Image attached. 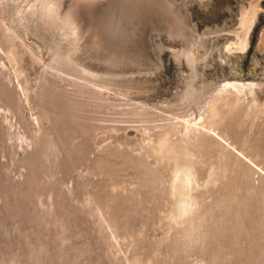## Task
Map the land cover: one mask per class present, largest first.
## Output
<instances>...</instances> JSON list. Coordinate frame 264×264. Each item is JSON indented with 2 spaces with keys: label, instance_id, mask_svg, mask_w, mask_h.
Here are the masks:
<instances>
[{
  "label": "rangeland",
  "instance_id": "obj_1",
  "mask_svg": "<svg viewBox=\"0 0 264 264\" xmlns=\"http://www.w3.org/2000/svg\"><path fill=\"white\" fill-rule=\"evenodd\" d=\"M82 1L48 14L0 0V264H264V59L242 68L235 52L228 72L225 25L210 33L189 16L171 43L154 12L125 43L148 64L130 50L113 61L126 37L101 56L83 45L92 11L113 2L118 19L119 2ZM181 45L201 49L194 65Z\"/></svg>",
  "mask_w": 264,
  "mask_h": 264
},
{
  "label": "bare ground",
  "instance_id": "obj_2",
  "mask_svg": "<svg viewBox=\"0 0 264 264\" xmlns=\"http://www.w3.org/2000/svg\"><path fill=\"white\" fill-rule=\"evenodd\" d=\"M40 1V3H41V5L44 7V9H45V11L46 12H48V14L50 13H52V12H54V10H55V12H56V8H58V6L60 5V3H61V1L62 0H39ZM74 1V0H73ZM77 2H76V4L78 3V0H76ZM80 1V0H79ZM84 1V3L85 4H89L90 2H92V1H96V0H83ZM82 1V2H83ZM100 1V0H99ZM109 1H111V0H109ZM116 1H118L119 2V6H120V8H119V10H118V19H114V18H112V12H113V5H111V4H113V2H108V4L107 5H105V6H103V7H105L104 9L102 8L100 11L97 9V10H93L92 12L94 13V15H95V17H93V18H95L94 20V23L95 22H97V24H98V21H99V25H96V24H94V25H92L91 24V22H90V24H89V30H90V34H91V36H90V34H89V37H88V39H87V41H86V43L83 45V49H85V51L87 50V52L88 51H94L95 53H99V54H97L98 56L100 55L101 56V54H103V52L101 51V50H105V49H102V46H103V44H104V41H106V40H108V39H113L115 36H117V35H121V36H123L124 38L126 37V39L125 40H123V42L122 43H120L119 45H115V43L113 42V46H118V48H116V50H122L121 52L122 53H119L118 51H117V53H114L113 55L111 54L112 53V51L110 52V54H107V55H110V56H112L111 58L113 59V61H114V59L116 60V58H120V57H122L123 56V53H124V51H126V50H130L127 46H126V44L125 43H130V40L131 41H133L134 39H135V37L138 35L137 33H135V31H136V26H135V24H136V22L137 21H140V20H142V18L143 17H145L146 15H150V14H153L154 12H156V13H158V14H161V15H164L166 18H168L169 19V26H168V29H167V33H168V35L170 36V38H169V40L171 41V43L173 42V41H175V43H177L176 41H179V39H183L181 36H182V29H181V27H182V24L186 21V20H188L189 19V16H190V18L192 17V18H194V20L196 21L195 22V24H196V26L198 27H200V28H204V29H207V30H217V29H220L221 28V26H226V31L229 33V34H227L225 31H222V32H225L226 33V35H227V37H226V39L224 40V41H222V40H220L219 39V41H217V43L219 44L220 43V41H221V45H216V46H218V48L219 47H221V50H218V51H222L223 50V48H224V53L222 52V53H220V56L223 58L224 57V59H226V61H227V63L228 64H226V65H228L227 66V68H226V70H229L228 72H230V71H232V66H231V63H230V61H231V58L233 59V56L236 54L235 52H237L238 53V51L241 53V54H238L237 56H239L238 57V59L240 58V61L238 60V62H240L239 64H240V66L243 68V67H245L246 65H249L248 63H251L252 61H250V60H252L253 58H254V56H255V59H256V56H261V59H264V58H262V56H264V0H208V3L205 5V6H203L202 7V4L204 3V1L205 0H192L191 2H189L190 0H116ZM207 2V1H206ZM72 3V2H71ZM74 3V2H73ZM72 3V4H73ZM96 3V2H95ZM98 4L97 5H99L100 3H101V1H100V3L99 2H97ZM103 3H105L104 1H103ZM102 3V4H103ZM83 4V3H82ZM101 4V5H102ZM71 5V4H70ZM69 5V6H70ZM75 5V4H74ZM93 5H95L96 6V4H93ZM101 5H99V6H101ZM104 5V4H103ZM68 6V7H69ZM77 7H79V6H77ZM83 7H84V4H83ZM102 7V6H101ZM80 8V7H79ZM78 8V10H80ZM90 8V7H89ZM91 8H98V6H96V7H91ZM91 8H90V10H91ZM72 9L74 10V12H76L77 11V8H76V10H75V7L73 8L72 7ZM89 10V9H88ZM68 11V10H67ZM71 11V10H70ZM69 11V12H70ZM97 11V13L95 14V12ZM92 13V14H93ZM100 13V14H99ZM67 14V13H66ZM82 14V13H81ZM91 14V12L89 13V15ZM92 14L89 16L90 18H91V16H92ZM71 16L73 15L72 14V12H71V14H70ZM76 15V13H74V16L73 17H76V19L78 18L77 17V15ZM83 15V14H82ZM65 17H66V15H65ZM67 17H69V18H67V19H69L68 20V22L67 23H70V24H73V22H75L73 19H71V17L69 16V13H68V16ZM72 17V18H73ZM152 17V16H151ZM163 17V16H162ZM164 18V17H163ZM162 18V19H163ZM72 21H71V20ZM121 19H124V20H126V21H128L129 20V22H130V24L127 26V25H124V24H122V21H121ZM153 19V18H152ZM135 20V21H134ZM151 20V19H150ZM191 21H192V19H190ZM67 21V20H66ZM76 21H78V20H76ZM83 21V20H82ZM145 21V20H144ZM143 21V22H144ZM154 22V21H153ZM166 22V21H165ZM212 25H211V24ZM69 24V25H70ZM75 24V23H74ZM73 24V25H74ZM78 24V23H77ZM76 24V25H77ZM190 24V23H189ZM192 26L191 27H193V26H195V24L192 22ZM208 24L209 25H211L212 27H209L208 26ZM101 25V26H100ZM151 25V27H152V23L150 24ZM154 25V24H153ZM81 26H82V24H81ZM98 26H100V27H98ZM143 26V25H142ZM148 26H149V24H148ZM190 26V25H189ZM225 26H224V28H225ZM74 28H75V26H73ZM72 27V28H73ZM78 26H76V28H77ZM150 27V29L152 30V28ZM196 27V28H197ZM73 28V29H74ZM75 28V29H76ZM99 28V29H98ZM144 28V27H143ZM149 28V27H148ZM154 28V27H153ZM79 29L81 30V28L79 27ZM78 29V30H79ZM85 29V28H84ZM87 29V31H89ZM195 29V28H194ZM77 30V29H76ZM79 30V31H80ZM150 30V31H151ZM198 30V29H197ZM197 30H196V33H197ZM223 30V29H222ZM225 30V29H224ZM78 31V33H81V32H79ZM143 31H144V29H143ZM198 31H200V30H198ZM94 32H96L95 33V35H94ZM151 32H153V31H151ZM155 32V31H154ZM203 32V31H202ZM205 32V31H204ZM218 32L219 33H222L221 32V30L219 31L218 30ZM72 33V32H71ZM77 33V32H76ZM75 32H74V34H76ZM147 33V32H146ZM150 33V32H149ZM156 33H157V31H156ZM159 33H161V32H159ZM163 33V35H166V33H164V32H162ZM161 33V34H162ZM199 33V32H198ZM210 33H213V31L212 32H210ZM210 33H208V34H210ZM215 34H216V36H217V32H214ZM82 34V33H81ZM155 34V33H154ZM201 34H203V33H201ZM224 34V33H223ZM78 36H79V34H77ZM152 35H153V33H152ZM158 35H160V34H158ZM72 36V35H71ZM82 36V35H81ZM85 36V35H84ZM150 36H151V34H150ZM202 36V35H201ZM205 36V35H204ZM204 36H203V38H204ZM219 36H220V34H219ZM80 37V36H79ZM152 37V36H151ZM154 37V36H153ZM153 37H152V39H151V41L153 40ZM159 38H160V41H161V37L159 36ZM165 38V37H164ZM208 38V37H207ZM206 38V39H207ZM217 38V37H216ZM218 38H220V37H218ZM222 38H224V37H222ZM85 39V38H84ZM149 39V38H148ZM212 39V38H211ZM73 40H75V42H76V40L77 39H74L73 38ZM159 40V39H158ZM157 40V41H158ZM213 40V39H212ZM135 41V40H134ZM133 41V42H134ZM168 40H166L165 42H167ZM170 41H169V44H170ZM208 41L209 40H207L206 41V44L208 43ZM111 42H112V40H111ZM147 42L148 41H146L145 42V44H147ZM155 41H153V43H154ZM163 42V41H162ZM213 42H214V40H213ZM213 42H211V43H213ZM118 43V42H117ZM137 43H139V42H137ZM149 43H150V41H149ZM205 43V42H204ZM77 44V43H76ZM145 44H143V45H145ZM197 45H198V43H196ZM216 44V43H215ZM71 45V44H70ZM105 45H106V43H105ZM150 45V44H149ZM163 45V44H162ZM205 45V44H204ZM209 45H210V42H209ZM79 46V45H78ZM147 46V45H146ZM173 45H171V47H172ZM199 46V45H198ZM198 46H196V45H192V46H190L189 48H185L184 46H182L181 45V47H179V48H181L179 51H181L184 55H186V57H187V61L190 63V62H193L194 60H198V59H196V58H194L195 57V51L197 50V48H199ZM215 46V47H216ZM104 47H106V46H104ZM200 47H202V46H200ZM214 46H213V48H215ZM108 48V47H107ZM139 48H141V47H139ZM176 48V47H175ZM205 48H206V45H205ZM204 48V49H205ZM63 49V48H62ZM69 49V48H68ZM72 49V48H71ZM70 49V50H71ZM77 49V45L74 47V50H76ZM135 49V50H134ZM134 49H133V51L132 50H130V51H132V52H130V51H126L124 54H126V56H125V58L124 59H128V58H135V59H137L139 62H137V63H141V65H147L148 64V60H147V52H142V51H140V50H143V49H140V50H138V49H136L135 47H134ZM162 50H163V48H161ZM174 49V48H173ZM177 49V48H176ZM200 49V48H199ZM203 49V48H202ZM203 49V50H204ZM209 49H211L210 47H209ZM216 49V48H215ZM70 50H69V52H70ZM74 50H72L73 52H74ZM80 50V49H79ZM101 51V52H99V51ZM175 50V49H174ZM201 50V49H200ZM65 51V50H64ZM84 51V52H85ZM136 51V52H135ZM144 51V50H143ZM172 51V50H171ZM206 51V50H205ZM215 51V50H214ZM217 51V52H218ZM72 52V53H73ZM94 52L92 53V54H94ZM106 52H108V49H107V51ZM177 52H178V50H177ZM207 52V51H206ZM209 52V51H208ZM207 52V53H208ZM213 52V51H212ZM89 53V52H88ZM101 53V54H100ZM128 53L130 54V55H128ZM146 53V54H145ZM162 53H164V52H162ZM161 53V54H162ZM201 53H203V52H201ZM201 53H200V55H201ZM207 53H205V54H207ZM209 53H211V51L209 52ZM69 54V53H68ZM79 54V53H78ZM105 54V53H104ZM149 54V53H148ZM176 54L177 53H175L174 55L176 56ZM183 54H181V55H183ZM204 54V53H203ZM223 54V55H222ZM72 55V54H71ZM70 55V56H71ZM74 55H75V53H74ZM91 55V54H90ZM97 55H95L96 56V58L98 57ZM179 56H180V52H179V54H178ZM193 55V56H192ZM216 55V54H215ZM214 55V56H215ZM79 56V55H78ZM164 56H165V58H167V60H168V53H166V54H164ZM163 56V57H164ZM167 56V57H166ZM210 56H211V54H210ZM217 56V55H216ZM216 56L214 57V59L216 58ZM218 56H219V54H218ZM77 57V56H76ZM138 57V58H137ZM185 57V58H186ZM197 57V56H196ZM236 57V56H235ZM99 58V57H98ZM97 58V59H98ZM102 58V62H103V56L101 57ZM106 58H108V56H106ZM110 58V57H109ZM153 58V57H152ZM178 58H182V57H178ZM198 58V57H197ZM211 58H213V56L211 57ZM112 59H110L111 61H112ZM217 59H218V57H217ZM216 59V60H217ZM219 59H221L220 57H219ZM237 58H235V60H236ZM258 59H260V58H258ZM77 60H78V58H77ZM100 61H101V59H99ZM131 60V59H130ZM129 60V61H130ZM184 60V59H183ZM206 60H207V57H206ZM209 60V62L210 61H215V60H210V59H208ZM208 60H207V62H208ZM234 60V59H233ZM257 60V59H256ZM255 60V61H256ZM110 61V62H111ZM120 62H122V59H120L119 60ZM123 61H125V60H123ZM129 61H127V63H129ZM169 61V60H168ZM185 61H186V59H185ZM185 61H183V62H185ZM200 61V60H199ZM250 61V62H249ZM254 61V62H255ZM258 61H261V60H258ZM109 62V63H110ZM187 62V63H188ZM205 61H204V59H203V63H204ZM76 63V62H75ZM107 63V62H106ZM113 63V62H112ZM116 63V62H115ZM145 63V64H144ZM147 63V64H146ZM189 63H188V68L190 67V66H192V64L194 65V63H190V66H189ZM201 63H202V61H201ZM214 63V62H213ZM218 62H216V64H217ZM235 63V62H234ZM263 63V62H262ZM176 64V63H175ZM184 64V63H183ZM185 64H186V62H185ZM209 65H210V63H208ZM207 64V65H208ZM253 64V63H252ZM258 64V63H257ZM137 65V64H136ZM197 65H199L198 63H197ZM196 65V66H197ZM201 65H203V64H201ZM201 65L199 66V67H201ZM208 65V66H209ZM212 65H214V64H212ZM224 65V64H223ZM222 64H221V66H223ZM238 65V64H237ZM254 65H255V63H254ZM124 66H125V64H124ZM140 66V65H139ZM178 66V65H177ZM204 66H205V64H204ZM218 66V65H217ZM219 66H220V63H219ZM218 66V67H219ZM235 66H236V64H235ZM257 66V65H256ZM144 67V66H143ZM171 67H174V64L172 63V62H167V65H166V68H171ZM185 67H187V66H185ZM203 67V66H202ZM206 67V66H205ZM213 67V66H212ZM218 67H216V68H218ZM237 68H239V66H236ZM250 67V66H249ZM254 67V66H253ZM252 67V68H253ZM264 67V66H263ZM262 67V69H263V73H264V68ZM84 68V67H83ZM191 68V69H190ZM189 69L192 71V67H190ZM196 68V67H195ZM204 68V67H203ZM203 68H200L199 70H198V72L200 71V70H202ZM208 68V70H209V67H207ZM222 68H224V66L222 67ZM247 68V67H246ZM188 69V70H189ZM213 69V68H212ZM235 70H237L236 68H234ZM258 69V68H257ZM83 70V69H82ZM204 70H206V69H204ZM214 70V69H213ZM213 70H211V73H212V71ZM218 70H219V68H218ZM245 70V69H244ZM244 70H241V71H244ZM248 70H252V69H248ZM254 70V69H253ZM260 70V69H259ZM258 70V71H259ZM195 71V70H194ZM214 71H217V70H214ZM223 71H224V69H223ZM247 71V70H246ZM255 71V70H254ZM257 71V70H256ZM257 71V72H258ZM201 72V74H202V71H200ZM236 72H238V71H236ZM251 72V71H250ZM256 72V73H257ZM261 73H262V71H260ZM197 73V72H196ZM210 73V74H211ZM214 73V72H213ZM240 73V72H239ZM245 73V71L243 72V74ZM249 73V72H248ZM252 74H256V73H253V72H251ZM200 74V75H201ZM206 74V73H205ZM215 74V73H214ZM242 74V73H241ZM259 74V73H258ZM196 75V74H195ZM231 75H233L232 77H234V79L236 78V77H238L239 76V74L237 75L235 72H231ZM246 75H247V73H246ZM249 75V74H248ZM197 76V75H196ZM199 76V75H198ZM244 76V75H243ZM251 76H253V75H251L250 74V77ZM200 77V76H199ZM231 78V77H230ZM244 78H247V77H245L244 76ZM252 78V77H251ZM195 79V78H194ZM205 79V78H204ZM240 79H243L242 78V76H241V78ZM240 79H238V80H240ZM248 80H249V78H247ZM259 79H261L260 77H259ZM230 80V79H229ZM246 80V79H245ZM247 80V81H248ZM264 80V79H263ZM237 81V80H236ZM243 80H240V84L241 85H244V84H246L245 83V81H244V84H242L243 82H242ZM254 81V80H253ZM257 81V80H256ZM255 81V82H256ZM261 81V80H260ZM229 82V81H228ZM230 82H232V81H230ZM235 82V81H234ZM237 82H239V81H237ZM254 82V83H255ZM227 83V82H226ZM251 83V82H250ZM249 83V84H250ZM190 84V83H189ZM228 84V83H227ZM226 84V85H227ZM230 84V83H229ZM234 86H232V87H235L236 86V88L237 87H239L238 85H237V83L236 84H233ZM253 84L251 83V86H252ZM189 86V85H188ZM191 86V85H190ZM192 86H193V88H194V86H195V84L193 85L192 84ZM186 87V86H185ZM192 87L190 88H187L188 90H189V92L187 93L186 91H185V89H184V91H185V93H187V94H185L184 95V98H190L191 96H189V95H191V93L192 94H194V89H193ZM196 88V87H195ZM225 88V87H224ZM244 89V88H243ZM184 91H182V93H184ZM187 95V97H185ZM189 96V97H188ZM181 97H182V95H181ZM183 98V97H182ZM180 99V98H179Z\"/></svg>",
  "mask_w": 264,
  "mask_h": 264
}]
</instances>
